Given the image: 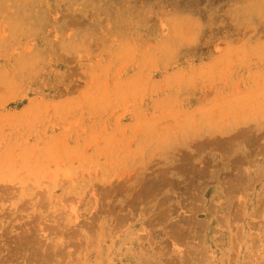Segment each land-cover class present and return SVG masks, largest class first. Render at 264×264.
<instances>
[{
  "label": "rangeland",
  "instance_id": "obj_1",
  "mask_svg": "<svg viewBox=\"0 0 264 264\" xmlns=\"http://www.w3.org/2000/svg\"><path fill=\"white\" fill-rule=\"evenodd\" d=\"M0 264H264V0H0Z\"/></svg>",
  "mask_w": 264,
  "mask_h": 264
},
{
  "label": "bare ground",
  "instance_id": "obj_2",
  "mask_svg": "<svg viewBox=\"0 0 264 264\" xmlns=\"http://www.w3.org/2000/svg\"><path fill=\"white\" fill-rule=\"evenodd\" d=\"M237 178V177H236Z\"/></svg>",
  "mask_w": 264,
  "mask_h": 264
}]
</instances>
